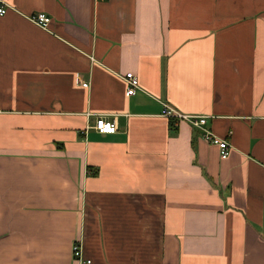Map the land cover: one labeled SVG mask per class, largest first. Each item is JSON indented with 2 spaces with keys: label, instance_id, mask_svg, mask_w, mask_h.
<instances>
[{
  "label": "crops",
  "instance_id": "1",
  "mask_svg": "<svg viewBox=\"0 0 264 264\" xmlns=\"http://www.w3.org/2000/svg\"><path fill=\"white\" fill-rule=\"evenodd\" d=\"M2 4L0 264H264V0Z\"/></svg>",
  "mask_w": 264,
  "mask_h": 264
},
{
  "label": "built area",
  "instance_id": "2",
  "mask_svg": "<svg viewBox=\"0 0 264 264\" xmlns=\"http://www.w3.org/2000/svg\"><path fill=\"white\" fill-rule=\"evenodd\" d=\"M6 5L2 4L0 6V14L4 15L6 13ZM30 20L37 24L38 26L42 28H48L51 18L46 13H38L35 15H32L30 17ZM124 80L127 83V90L126 95L127 96H133L136 95L138 90L140 89V82L137 75H135L133 72H129L124 76ZM165 117L174 119L176 121L180 120H186L190 122L194 127L202 128L204 131V137L207 140V142L217 145L220 149V155L222 159H226L230 155L231 151V145L229 142L219 137L218 135L214 134L212 131H210L208 128H206L207 124V117L203 116H188L185 114H182L180 112H177L169 105H165L164 114ZM94 128L100 133V134H115L118 131V126L116 122L107 121L103 118H100L97 120ZM264 169V163L262 164ZM73 254L74 257L82 260L83 257V248L81 246V243L76 242L73 246ZM90 263V261H88Z\"/></svg>",
  "mask_w": 264,
  "mask_h": 264
}]
</instances>
